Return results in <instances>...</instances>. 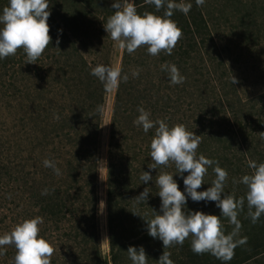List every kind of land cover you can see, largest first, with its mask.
<instances>
[{"label":"trees","instance_id":"trees-1","mask_svg":"<svg viewBox=\"0 0 264 264\" xmlns=\"http://www.w3.org/2000/svg\"><path fill=\"white\" fill-rule=\"evenodd\" d=\"M121 4L0 0V103L10 115L0 135V264L259 257L264 92L243 94L206 0H133L109 121L107 260L99 180L108 74L85 48L96 15L113 30ZM240 23L246 39L264 35L251 14Z\"/></svg>","mask_w":264,"mask_h":264},{"label":"rangeland","instance_id":"rangeland-1","mask_svg":"<svg viewBox=\"0 0 264 264\" xmlns=\"http://www.w3.org/2000/svg\"><path fill=\"white\" fill-rule=\"evenodd\" d=\"M206 10L209 22L213 28L216 41L228 66L231 68L237 84L247 96H255L264 92V35L261 39H246L242 33L240 17L252 15L262 24L264 29V0H248L246 6L238 0H206ZM133 0H122L121 14L117 26L107 29L103 23L101 14L93 19L95 36L91 38L90 45L85 48V54L89 61L96 67L106 69L108 74L107 103L102 124L101 134V164L99 180V224L101 231V245L103 252L109 260V245L107 234V207H106V159L109 137V121L116 91L118 73L121 63L124 38L129 23ZM249 20L250 17H246ZM107 59L108 65H103ZM1 88V85H0ZM0 135L7 134L8 110L0 103ZM214 198H198L199 202L209 201ZM217 198L211 202L215 210L219 208ZM200 203L198 204L200 206ZM205 208L204 205H201ZM202 213L212 215L210 211ZM110 264V263H109ZM243 264H264V254Z\"/></svg>","mask_w":264,"mask_h":264}]
</instances>
